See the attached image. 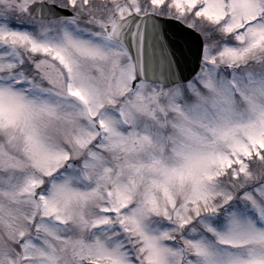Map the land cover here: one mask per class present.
<instances>
[{"label": "snow or ice", "instance_id": "1", "mask_svg": "<svg viewBox=\"0 0 264 264\" xmlns=\"http://www.w3.org/2000/svg\"><path fill=\"white\" fill-rule=\"evenodd\" d=\"M0 264H264V0H0Z\"/></svg>", "mask_w": 264, "mask_h": 264}]
</instances>
